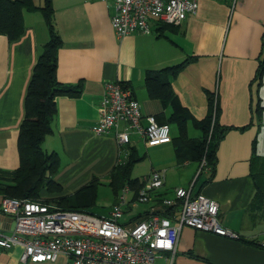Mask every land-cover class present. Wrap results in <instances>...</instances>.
I'll return each instance as SVG.
<instances>
[{
  "label": "crops",
  "instance_id": "0c3cea01",
  "mask_svg": "<svg viewBox=\"0 0 264 264\" xmlns=\"http://www.w3.org/2000/svg\"><path fill=\"white\" fill-rule=\"evenodd\" d=\"M34 2L42 6L45 0ZM53 6L54 27L63 39L58 79L70 84L82 82L83 90L79 95L56 98L53 131L46 137L44 148L60 156L55 179L63 191L49 192L44 188L43 200L58 204L55 198L73 195L94 178H111L122 157L115 131L96 134L92 128L101 116L106 82L121 80L139 100L144 123L153 115L171 127L170 140L160 143L148 142L139 133H132L128 155L134 149L139 157L151 155L152 169L143 178L153 170L163 171V197H174L177 187L194 184L195 192L219 202L222 223L241 235L236 239L185 226L176 252H164L157 264H264V206L251 208L257 191L251 161L255 154L264 156V69L260 72L264 67V0H199L197 12L179 25L154 19L151 33L136 32L123 37L113 26L116 8L108 0H53ZM24 22V32L16 40L10 41L0 33L2 169H16L20 164L18 140L26 115L28 88L51 35L41 10H26ZM183 62L177 74L167 75L181 103L193 118L203 120L210 112L209 94L214 93L221 109L219 123L229 127L219 141L213 170L200 171L197 160L182 162L176 152L181 130L171 120L173 108L151 97L146 88L147 70ZM125 125L123 122L121 127ZM191 129L195 131L192 133ZM203 134L189 118L188 137L202 138ZM142 146L144 155L140 152ZM175 174L180 181L173 180ZM135 193L133 190L129 198ZM151 206L127 208L130 216L123 221L135 224ZM13 227V219L0 211V229L10 232ZM22 253L21 245L0 248V264H22ZM25 264L72 261L62 254L55 261Z\"/></svg>",
  "mask_w": 264,
  "mask_h": 264
},
{
  "label": "built area",
  "instance_id": "2783aa9c",
  "mask_svg": "<svg viewBox=\"0 0 264 264\" xmlns=\"http://www.w3.org/2000/svg\"><path fill=\"white\" fill-rule=\"evenodd\" d=\"M108 3L116 8L112 23L119 37L151 33L154 19L179 25L199 8V0H108ZM143 119L141 104L133 90L121 80L107 81L101 116L92 129L96 134L115 131L122 155L119 163L128 157L133 132L151 143L170 140L168 123L159 122L153 115L147 117V123ZM123 122L126 125L121 127ZM206 165L204 159L200 171ZM144 180L131 198V186L123 187L107 215L41 200L4 197L1 213L13 219L14 227L10 232L0 229V248L21 245L22 264L55 261L62 254L72 264H157L164 252H176L185 226L230 238L241 237L222 223L219 202L203 192H195L194 184L177 187L174 197H160L165 173L153 170ZM142 203L152 204L147 215L133 225L125 223L127 208L134 210ZM164 209L167 215L162 212Z\"/></svg>",
  "mask_w": 264,
  "mask_h": 264
},
{
  "label": "trees",
  "instance_id": "16d2710c",
  "mask_svg": "<svg viewBox=\"0 0 264 264\" xmlns=\"http://www.w3.org/2000/svg\"><path fill=\"white\" fill-rule=\"evenodd\" d=\"M26 10H41L50 26L51 35L39 55L28 88L26 115L18 140L20 164L16 169L0 168V196L2 199L17 197L51 202L43 200L42 191L44 188L50 192L63 191V186L55 179L60 169L61 159L56 151L49 152L44 148V141L53 131V121L57 113L56 98L59 95H79L83 90V84L82 82L63 83L58 79L59 49L63 45V39L54 27L53 0H45L42 6L36 5L34 0H0V33L6 35L10 41L20 38L25 29L24 12ZM184 64L185 62L160 70H147L146 88L151 97L159 98L164 104H171L173 108L171 120L177 122L181 130L177 139L176 152L182 162L192 159L201 164L205 159L207 168L213 170L217 163L219 141L229 127L219 123L221 109L214 93L209 94L210 112L203 120L193 118L189 110L181 103L167 75L177 74ZM262 68L264 67L260 68L261 73ZM189 118L193 119L197 128L202 129L204 133L202 138L188 137ZM158 121L169 124L160 119ZM139 159L142 157L137 155L136 150H131L127 159L118 163L111 172L110 185L116 196L115 202L119 192L126 185L131 186L136 192L135 195L144 185V178L132 176L133 167ZM251 164L257 186L251 208L255 206L261 208L264 206V156L255 154ZM100 184L99 178H94L73 195H62L55 198V201L64 208L89 210L96 201ZM163 194L165 193L161 192L159 196ZM157 200L162 201L161 198ZM162 212L168 214L165 209Z\"/></svg>",
  "mask_w": 264,
  "mask_h": 264
},
{
  "label": "rangeland",
  "instance_id": "374dc122",
  "mask_svg": "<svg viewBox=\"0 0 264 264\" xmlns=\"http://www.w3.org/2000/svg\"><path fill=\"white\" fill-rule=\"evenodd\" d=\"M191 130L192 133L195 131L194 129ZM140 152L142 155L146 153V150L143 146L140 147ZM151 169H152V160L150 153H148L146 157L136 161L133 167L132 175L135 178L136 177L143 178L144 176L150 173ZM172 178L175 181H180L181 179L178 174L177 175L175 174ZM101 180H102L101 184L98 187V193H97L98 195L96 201L91 207H89V211L98 215H106L110 211V207L115 200V193L113 191L112 186L110 185V177L108 175L102 176ZM47 191L49 190L47 189ZM1 202H2V197L0 196V204ZM144 206L145 204L143 203L140 204L141 208H143ZM129 216L130 213H127L125 214L124 218L126 219Z\"/></svg>",
  "mask_w": 264,
  "mask_h": 264
}]
</instances>
